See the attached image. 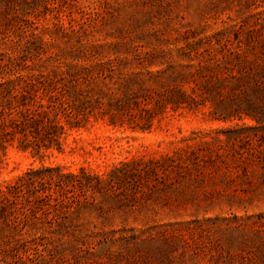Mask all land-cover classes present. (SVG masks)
I'll return each mask as SVG.
<instances>
[{
	"label": "rangeland",
	"instance_id": "obj_1",
	"mask_svg": "<svg viewBox=\"0 0 264 264\" xmlns=\"http://www.w3.org/2000/svg\"><path fill=\"white\" fill-rule=\"evenodd\" d=\"M10 81L63 129L0 148V264H264V0H0Z\"/></svg>",
	"mask_w": 264,
	"mask_h": 264
},
{
	"label": "trees",
	"instance_id": "obj_2",
	"mask_svg": "<svg viewBox=\"0 0 264 264\" xmlns=\"http://www.w3.org/2000/svg\"><path fill=\"white\" fill-rule=\"evenodd\" d=\"M36 85L25 82V85H19L16 81H10L5 88V94L0 97V148L4 150L5 142L13 139L19 140V147L24 150H31L32 154L38 155L42 147L49 149L57 138L61 125L51 126V121H46L48 112L51 111V104L44 105L38 103L33 106V89ZM71 108V107H70ZM69 121L73 127H81L80 121ZM55 128V129H54ZM44 130V134H42ZM40 138L51 142L42 143ZM59 144V143H58ZM59 148V147H58ZM39 176L36 171H30L21 176L13 184L0 185V218L13 210L19 201V197L32 188L36 181L34 176ZM71 179L76 180L77 175H69ZM78 180V179H77ZM63 185L64 183H59ZM43 199V198H42ZM35 209H40V202L35 203Z\"/></svg>",
	"mask_w": 264,
	"mask_h": 264
}]
</instances>
